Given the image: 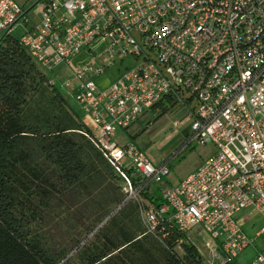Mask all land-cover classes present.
Segmentation results:
<instances>
[{
    "label": "built area",
    "instance_id": "built-area-1",
    "mask_svg": "<svg viewBox=\"0 0 264 264\" xmlns=\"http://www.w3.org/2000/svg\"><path fill=\"white\" fill-rule=\"evenodd\" d=\"M36 4L37 22L31 23L32 7L0 0V32L22 25L19 43L42 72L69 69L84 56L60 88L90 119L93 128L85 136L126 189L132 191V177L142 185L161 184L170 171L168 162L155 167L134 144H117L116 134L162 103L187 108L189 133L180 150L194 143L214 151L162 189L164 204L146 213L147 231L164 239L165 217L182 235L197 226L215 244L212 260L234 263L252 244L242 229L249 212L264 222V0ZM116 64L112 82L97 87L94 79ZM263 233L264 224L256 236ZM248 264H264V256L257 253Z\"/></svg>",
    "mask_w": 264,
    "mask_h": 264
},
{
    "label": "rangeland",
    "instance_id": "rangeland-1",
    "mask_svg": "<svg viewBox=\"0 0 264 264\" xmlns=\"http://www.w3.org/2000/svg\"><path fill=\"white\" fill-rule=\"evenodd\" d=\"M14 1L27 9L32 7L28 19L31 23L37 22L39 10L36 3L39 0ZM23 31L24 27L18 25L13 34L19 36ZM83 58L78 56L72 60L69 69L61 67L52 73L44 72L67 104L60 102L59 96L40 83L32 72H26L23 101L30 133L25 139L15 141V156L17 161L22 159L33 166L47 178V182L46 192H37L31 198L15 194L13 213L20 221L23 236L39 246L42 259L50 264H142L158 259L168 246L164 239L147 231L145 217L150 204L140 197L138 191L126 189L114 170L97 159L101 176L88 174L79 183L65 189L56 180V166L46 158L52 150L50 142L54 133L69 118L77 121L72 111L82 123L93 128L69 90L60 88V83L72 76L76 62ZM117 67L118 64L95 78V85L104 87L111 83L118 73ZM170 105L165 114L159 110L146 114L140 127L145 131L136 140L130 137L134 128L119 131L114 137V141L121 146L134 144L155 167L168 162L170 174L160 184L162 188L175 186L189 170L214 151L211 145L194 143L180 150L189 133L190 113L178 101ZM174 121L179 122L178 128H173ZM78 124L81 125L80 122ZM79 142L86 147L92 145L86 137ZM51 183L54 185L49 186ZM249 214L251 217L242 223V229L252 244L232 264H248L257 253L264 256V233L256 236L263 227V219L254 211ZM243 218L244 215H240V219ZM182 239L196 247L203 264H221L212 260L211 248L215 244L197 226L192 227ZM129 241L134 242L128 244ZM181 243L180 240L174 249L179 255H182Z\"/></svg>",
    "mask_w": 264,
    "mask_h": 264
},
{
    "label": "trees",
    "instance_id": "trees-1",
    "mask_svg": "<svg viewBox=\"0 0 264 264\" xmlns=\"http://www.w3.org/2000/svg\"><path fill=\"white\" fill-rule=\"evenodd\" d=\"M26 72H32L40 83L59 96L60 102L67 104L20 45L19 36L0 32V264H50L42 259L39 246L23 236L20 221L13 213L15 194L31 198L37 192H46L44 188L47 182V178L33 166L22 159L17 161L15 156V141L25 139L30 133L23 101ZM170 108L169 103H162L159 111L165 114ZM72 113L81 125L69 118L54 133L50 142L51 153L46 156L56 166V180L65 189L79 183L88 174L101 176V167L97 165L96 159L110 166L89 139L92 145L87 147L79 142V139H85V134L91 133V128L82 123L73 111ZM142 121L130 127L134 128L130 133L132 140H136L145 131V128H140ZM103 162L99 163L100 166ZM53 185L54 183L49 184ZM131 185L132 188L141 186L139 195L151 206L159 208L164 204L160 184L148 182L142 185L132 177ZM163 226L168 233L164 238L167 250L160 258L142 264H203V258L196 247L191 242H184L182 238L185 234H180L166 217ZM180 240L182 255L174 250ZM134 241H129L128 244Z\"/></svg>",
    "mask_w": 264,
    "mask_h": 264
},
{
    "label": "crops",
    "instance_id": "crops-1",
    "mask_svg": "<svg viewBox=\"0 0 264 264\" xmlns=\"http://www.w3.org/2000/svg\"><path fill=\"white\" fill-rule=\"evenodd\" d=\"M202 162H199L195 167H193L191 170L188 171V173H190L192 170H194L195 168H197ZM187 175V174H186ZM185 175V176H186Z\"/></svg>",
    "mask_w": 264,
    "mask_h": 264
}]
</instances>
